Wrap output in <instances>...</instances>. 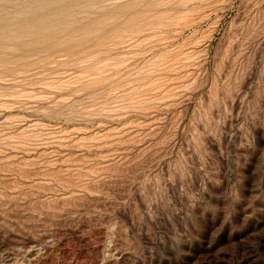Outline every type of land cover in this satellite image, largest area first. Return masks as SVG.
Returning <instances> with one entry per match:
<instances>
[{
	"label": "rangeland",
	"instance_id": "1",
	"mask_svg": "<svg viewBox=\"0 0 264 264\" xmlns=\"http://www.w3.org/2000/svg\"><path fill=\"white\" fill-rule=\"evenodd\" d=\"M0 19V264H264V0Z\"/></svg>",
	"mask_w": 264,
	"mask_h": 264
},
{
	"label": "bare ground",
	"instance_id": "2",
	"mask_svg": "<svg viewBox=\"0 0 264 264\" xmlns=\"http://www.w3.org/2000/svg\"><path fill=\"white\" fill-rule=\"evenodd\" d=\"M1 19H3V18H1ZM1 19H0V20H1ZM8 20H9V19H8ZM10 20H11V19H10ZM5 22H6V21H5ZM7 22H8V21H7ZM8 24H9V23H8ZM1 25H2V24H1ZM4 25H5V24H4ZM4 25H2V26H4ZM10 25H11V24H10ZM7 36H8V35H7ZM2 43H4V42H2ZM0 47H1V46H0ZM2 47H3V46H2ZM1 49H2V48H1Z\"/></svg>",
	"mask_w": 264,
	"mask_h": 264
}]
</instances>
